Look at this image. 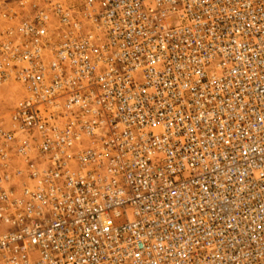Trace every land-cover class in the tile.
<instances>
[{"label":"built area","instance_id":"built-area-1","mask_svg":"<svg viewBox=\"0 0 264 264\" xmlns=\"http://www.w3.org/2000/svg\"><path fill=\"white\" fill-rule=\"evenodd\" d=\"M0 264H264V0H0Z\"/></svg>","mask_w":264,"mask_h":264}]
</instances>
